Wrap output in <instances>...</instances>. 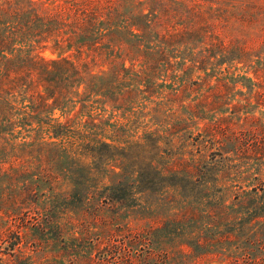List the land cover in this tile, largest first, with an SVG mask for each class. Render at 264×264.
I'll return each mask as SVG.
<instances>
[{
    "label": "trees",
    "instance_id": "trees-1",
    "mask_svg": "<svg viewBox=\"0 0 264 264\" xmlns=\"http://www.w3.org/2000/svg\"><path fill=\"white\" fill-rule=\"evenodd\" d=\"M169 1L0 0V217L14 219L22 209L38 211L36 200L45 193L44 186L63 183L76 187L75 196L110 204L153 189L194 195L195 188L196 196L220 199L232 186H217L229 174L226 152L264 158V149L251 151L237 133L219 135L220 124L204 122L198 134L212 148L211 158L220 156L223 169L213 160L192 164L183 155L174 156L167 140L160 143L167 137L162 134L167 127L130 139L113 119L114 111H120L123 116L150 114L155 123L166 124L168 111V132H173L180 129L182 119L207 116L199 110L223 98L227 88L230 92L233 86L228 81L242 78L249 90L260 84L226 68L219 70L224 73L214 85L206 81L210 68L243 63L248 50L235 40L206 42L205 30L201 41L206 46L195 53L194 45L184 39L192 38L195 25L179 29ZM231 15L236 13L226 17ZM243 16L239 14L248 21L257 15L248 10ZM258 16L264 17L261 8ZM46 50L50 55L44 54ZM100 64L107 68L94 70ZM177 69L180 76L171 73ZM194 69L204 73L199 76L202 82L195 79V103L193 99L184 104V93L194 79L183 77ZM254 97L264 102V91L254 90ZM181 107L185 117L176 114ZM45 133L49 139H43ZM238 187L233 196L242 212L249 221L264 223V180L249 189ZM5 188L11 190L8 196ZM22 221L17 227L37 222L28 216Z\"/></svg>",
    "mask_w": 264,
    "mask_h": 264
},
{
    "label": "rangeland",
    "instance_id": "rangeland-1",
    "mask_svg": "<svg viewBox=\"0 0 264 264\" xmlns=\"http://www.w3.org/2000/svg\"><path fill=\"white\" fill-rule=\"evenodd\" d=\"M167 5L170 13H176L173 19L178 21L179 29L195 25L192 38L184 37L194 45L195 53L206 46L201 41L205 30L206 42H210L208 38H219L225 43L235 40L248 50L243 63H223L220 67L216 64L213 70L210 68V73L204 75L206 81L214 85L224 73L219 70L226 68L236 77V74L252 77V81L260 84L248 85L253 87L249 90L241 83L242 78L237 82L227 80L233 86L230 92L227 88L223 98L199 110L207 116L182 119L180 129L173 132H168V111L166 124L155 123L150 114L123 116L120 111H114L113 119L125 127L124 135L130 139H138L156 127L164 131L167 127L162 133L167 137L160 143L165 145L167 140L174 156L183 155L192 164L213 160L215 167L223 169L219 165L220 156L211 158L212 148L198 134L204 122L220 124L219 135L237 133V139L251 151L254 147L263 150L264 102H256L254 90L264 91V17L258 16L259 8L264 10V0H171ZM248 10L257 16L241 20L239 14L244 17ZM229 12L236 16L228 19ZM44 54L50 52L46 50ZM106 68V64L94 66V70ZM171 73L180 76L182 71ZM203 74L194 69L183 77L194 79L184 93L187 97L184 104L193 99L195 103V79L202 82L199 76ZM244 83L248 84L245 78ZM244 96H249V100L241 98ZM183 110L179 108L176 114L185 117ZM43 139H49L46 133ZM226 153L230 157L226 161L230 165L229 174L217 186H232L225 189L220 199L219 195L215 199L211 195L196 196L195 188L194 195L153 189L138 192L125 202L110 204L75 196L76 187L70 183L56 188L44 186L45 193L36 200L38 211L22 209L14 219L0 217V264H254L257 260L256 264H264V223L255 218L249 221L242 212V204L233 196L234 191L241 189L238 185L249 189L264 180V158L238 157L233 150ZM4 190L7 196L11 192L8 188ZM57 191L64 194L54 196ZM43 205L53 208L42 210ZM27 216L37 222L17 227ZM16 238L18 243L12 244Z\"/></svg>",
    "mask_w": 264,
    "mask_h": 264
}]
</instances>
